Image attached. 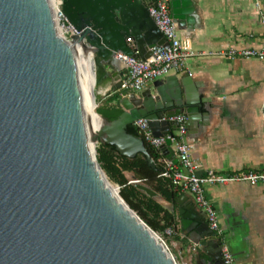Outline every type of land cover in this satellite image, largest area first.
<instances>
[{
	"label": "water",
	"instance_id": "1",
	"mask_svg": "<svg viewBox=\"0 0 264 264\" xmlns=\"http://www.w3.org/2000/svg\"><path fill=\"white\" fill-rule=\"evenodd\" d=\"M154 1L64 0L65 15L81 31L67 41L49 0H0V264H182L176 243L154 232L108 180L96 144L114 146L127 158L142 154L155 169L144 140L129 126L145 119L162 137L178 129L162 119L184 115L196 135L213 98L199 93L190 73L170 75L141 93L123 94L121 116L108 121L98 114L103 126L92 134L76 54L78 45L92 53L96 84L102 77L114 84L126 74L117 54L146 61L152 48H169L150 15ZM171 16L187 37L199 28L195 0H171ZM160 150L178 164L172 141ZM131 183L165 205L134 175ZM186 202L179 198L183 235L219 248L201 264H224L206 219Z\"/></svg>",
	"mask_w": 264,
	"mask_h": 264
},
{
	"label": "crops",
	"instance_id": "2",
	"mask_svg": "<svg viewBox=\"0 0 264 264\" xmlns=\"http://www.w3.org/2000/svg\"><path fill=\"white\" fill-rule=\"evenodd\" d=\"M195 2L199 28L190 37L180 32L183 40L190 41L193 56L185 68L172 74L181 77L190 73L200 85L199 93L213 98L214 106L206 125L196 135L188 130L187 141L192 146V157L201 166V172L214 169L228 174L263 170L264 62L199 56L201 52L219 49L263 48L264 24L255 6L256 0ZM117 61L121 72L126 71L124 63ZM124 78L125 74L114 84L104 81L98 87L99 97L109 96ZM164 159L167 161L165 156ZM181 197H187L186 204H192L197 215L204 217L189 193H181ZM206 197L216 209L224 231L231 229L232 223H240L236 229L243 231L244 240L237 249L229 247L235 263L264 264V186L233 183L206 187ZM165 206L173 207L178 216L179 202L176 209L173 204L165 203ZM178 220L180 229L179 217ZM179 236L186 242H174L179 254L189 264H201L203 259L219 253V248L209 246L207 241L193 244L181 229Z\"/></svg>",
	"mask_w": 264,
	"mask_h": 264
},
{
	"label": "built area",
	"instance_id": "3",
	"mask_svg": "<svg viewBox=\"0 0 264 264\" xmlns=\"http://www.w3.org/2000/svg\"><path fill=\"white\" fill-rule=\"evenodd\" d=\"M53 18L57 22V30L61 37L67 41L81 35L79 31L67 18L63 11L64 0H53ZM256 8L259 10L261 22L264 24V0H256ZM150 15L153 18L159 31L169 43V48L157 46L151 49L152 55L148 60L142 61L124 54H117L116 58L125 65V78L121 81V88L118 90L122 95L141 93L148 85L157 80H163L168 76L186 67L188 60L193 56L189 40H183L180 30L171 16V0H155L149 7ZM56 24V23H55ZM131 42V39L128 40ZM199 56L216 57L223 59H255L264 62V47L261 49L252 48H229L214 51L201 52ZM263 128H264V103L262 105ZM187 118L184 115L175 117H164L162 121H171L178 124V129L165 134L162 137H155L149 122L145 119L134 123L144 142L156 149L164 146L167 141L173 142L178 164L165 161L161 177L171 182L174 188L180 193H189L196 207L204 215L210 230L220 243L222 261L224 264H236L235 257L229 247L223 242L224 230L222 229L218 213L206 197V187L224 186L233 183H246L250 186H264V169L260 171H238L232 173H221L214 169H207L201 172V166L192 157V146L187 141ZM164 232L171 238L179 236V231L174 226L167 227ZM182 264H189L180 254Z\"/></svg>",
	"mask_w": 264,
	"mask_h": 264
},
{
	"label": "trees",
	"instance_id": "4",
	"mask_svg": "<svg viewBox=\"0 0 264 264\" xmlns=\"http://www.w3.org/2000/svg\"><path fill=\"white\" fill-rule=\"evenodd\" d=\"M106 82L102 77L97 86ZM113 95L105 100L97 97L99 107L97 113L108 121L118 119L123 113L120 104H113L112 99H121L122 94L115 88ZM121 97V98H120ZM128 132L142 138L135 126H129ZM146 144V143H145ZM148 152L156 164V168H151L146 157L138 154L135 158L121 156L114 146L98 141L96 145L97 162L107 175L109 181L120 186V195L125 202L134 210L138 216L157 233L163 232L167 227L174 226L180 233L179 220L176 210L171 212L163 203L155 201L135 184L129 183L127 175H134L137 180L145 187L155 191L160 195L165 203L173 204L174 208L178 207L181 193L177 191L170 181L161 177L164 169V155L161 150L146 144ZM175 241L185 243L186 240L180 236L174 237Z\"/></svg>",
	"mask_w": 264,
	"mask_h": 264
},
{
	"label": "bare ground",
	"instance_id": "5",
	"mask_svg": "<svg viewBox=\"0 0 264 264\" xmlns=\"http://www.w3.org/2000/svg\"><path fill=\"white\" fill-rule=\"evenodd\" d=\"M53 0H49L51 10L53 8ZM53 14V12H52ZM57 21V20H56ZM56 26H57V22ZM77 43H79L77 41ZM78 57V65L81 76V88L83 93V105L85 109V115L87 118V123L90 133L94 134L103 126V120L97 113V107L95 105L96 100L94 97L95 89V73L93 70V55L88 53L78 45L76 51ZM118 191V190H117Z\"/></svg>",
	"mask_w": 264,
	"mask_h": 264
},
{
	"label": "rangeland",
	"instance_id": "6",
	"mask_svg": "<svg viewBox=\"0 0 264 264\" xmlns=\"http://www.w3.org/2000/svg\"><path fill=\"white\" fill-rule=\"evenodd\" d=\"M98 86L97 84L95 85V89H94V95H95V100H96V107H99V103L97 102V97H99L98 95ZM114 92H111L110 95H113ZM106 96V97H101L100 99L105 100L106 98L110 97ZM121 98V97H120ZM121 99L117 100V99H112L113 104H118L120 102ZM97 110V109H96ZM97 145V144H96ZM97 156V153H96ZM127 177L129 178V183H131V175H127ZM109 180V179H108ZM115 188H117L120 191V186L111 183ZM132 184V183H131ZM232 227V226H231ZM232 229V228H231ZM231 229L226 228L224 231V235H223V242L228 246V247H232L234 249L238 248V244L244 240L243 237V231L241 229H236L234 231H232ZM231 230V231H230ZM173 240V239H172ZM174 241V240H173Z\"/></svg>",
	"mask_w": 264,
	"mask_h": 264
}]
</instances>
